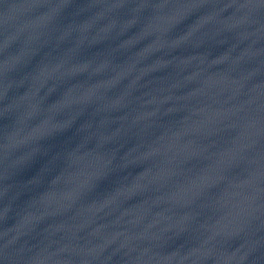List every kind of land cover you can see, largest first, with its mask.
Segmentation results:
<instances>
[{"label":"water","instance_id":"95a60500","mask_svg":"<svg viewBox=\"0 0 264 264\" xmlns=\"http://www.w3.org/2000/svg\"><path fill=\"white\" fill-rule=\"evenodd\" d=\"M0 264H264V4L0 0Z\"/></svg>","mask_w":264,"mask_h":264},{"label":"snow or ice","instance_id":"6c2138e0","mask_svg":"<svg viewBox=\"0 0 264 264\" xmlns=\"http://www.w3.org/2000/svg\"><path fill=\"white\" fill-rule=\"evenodd\" d=\"M159 2L162 6H179L188 3L189 0H186L184 3H181L180 0H159ZM191 2H194V0H191ZM260 2L264 4V0H260Z\"/></svg>","mask_w":264,"mask_h":264}]
</instances>
